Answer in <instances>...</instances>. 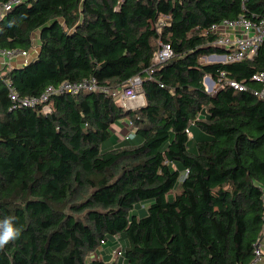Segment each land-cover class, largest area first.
<instances>
[{"label":"trees","instance_id":"obj_1","mask_svg":"<svg viewBox=\"0 0 264 264\" xmlns=\"http://www.w3.org/2000/svg\"><path fill=\"white\" fill-rule=\"evenodd\" d=\"M241 15L264 19V0H27L7 13L0 49L30 50L40 31V50L1 70L0 220L13 218L20 234L0 264H87L114 237L125 241L120 257L91 264L253 263L264 234V100L252 76L264 72V41L252 59L203 60L224 52L210 45L211 24ZM161 42L174 55L148 76ZM223 73L247 90L208 92L204 76ZM138 74L137 109L89 90L52 95L48 114L9 97L10 87L39 96L66 80L116 88ZM122 119L134 137L106 146Z\"/></svg>","mask_w":264,"mask_h":264},{"label":"built area","instance_id":"obj_2","mask_svg":"<svg viewBox=\"0 0 264 264\" xmlns=\"http://www.w3.org/2000/svg\"><path fill=\"white\" fill-rule=\"evenodd\" d=\"M27 0H6L0 1V21H2L7 13L14 8L17 4ZM165 24L163 19L156 23L158 28H161ZM212 34H215L210 45L224 49L222 54H211L204 56L203 60L206 62H235L245 59H252L264 41V19L253 20L244 15H241L235 19L225 18L220 22L211 24L206 30ZM34 46L30 50H24L19 48H3L0 49V76L4 73L1 70L10 67V63L17 57H27L31 50L35 49ZM174 55L173 48L170 44L161 42L159 48L154 52L152 57V65L146 69L148 76L154 72L157 65L166 62ZM253 81H257L261 86L258 89L253 90L254 94L260 99L264 100V72H257L252 76ZM144 76L135 75L127 80L122 86L111 88L101 86L98 84L95 78L86 79L79 82L63 81L58 86L50 85L39 96H25L20 97L16 90L11 88L9 90V97L14 103V107H40L41 111L45 114L51 112L52 108L49 104V100L54 94L69 93L72 95H78L83 90L104 92L113 97L118 105L125 109H137L145 105V94L143 89ZM9 85V80H6ZM225 84L234 87L237 90H247L245 83L226 79L224 73L220 78L215 80L212 76H204V85L208 92H215L222 88ZM130 133L135 132L134 125L131 121L127 124ZM186 132L190 134V129L187 128ZM126 139L130 138L128 133L125 136ZM262 237L257 242L254 252L255 257L252 264H258L264 257V249L262 244ZM116 251V250H115ZM122 246L117 249V254L121 255Z\"/></svg>","mask_w":264,"mask_h":264},{"label":"crops","instance_id":"obj_3","mask_svg":"<svg viewBox=\"0 0 264 264\" xmlns=\"http://www.w3.org/2000/svg\"><path fill=\"white\" fill-rule=\"evenodd\" d=\"M35 37V36H34ZM38 36L35 37V43H34V46L36 47L35 49L31 50L29 55L27 57H17L15 59H13L10 63L9 66L11 67H20V66H23L25 64H27L28 62H30L32 59H34L37 54L39 53V44H38ZM128 124V121L126 119H122V120H119L117 121L114 125H112V138L110 139V142H106L105 145L106 146H110L111 144H116L124 139L125 136L129 133L130 134V138H132V135L134 134V132L131 134L130 131H129V128L127 126ZM196 132V130H194ZM193 132L192 128L190 130V133ZM194 132V133H195ZM262 244L264 245V234L262 235ZM114 249H115V246L113 245V243H111L110 241H107L105 243V246H103V248H100L97 253H92L88 260H87V264H91L89 262L90 259H92L93 261L98 258V260H102L103 259V256L104 258L106 257H112L113 254H114ZM263 249H264V246H263ZM109 263V262H108ZM126 264V263H124ZM258 264H264V257H262V259L259 261Z\"/></svg>","mask_w":264,"mask_h":264},{"label":"rangeland","instance_id":"obj_4","mask_svg":"<svg viewBox=\"0 0 264 264\" xmlns=\"http://www.w3.org/2000/svg\"><path fill=\"white\" fill-rule=\"evenodd\" d=\"M39 32L40 31H35L34 32V36L35 37H37V36H39ZM210 93H215V90L214 91H210ZM193 127H194V129H196V130H198V131H201V129L197 126V125H193ZM193 133L194 132H191L190 134H189V137H193ZM132 137H134V134L132 135ZM189 146H190V148H194L195 146H196V144H195V140H190V143H189ZM104 149H106L107 147L106 146H102ZM179 191V188L177 187L176 189H174V190H172L171 192H170V197L171 198H174V196L176 195V193ZM148 206H149V203H141V202H138L137 204H136V206L134 207V210L136 211V213H138V215H143V214H146L147 213V208H148ZM113 241V240H112ZM113 242H115V244L114 245H116V251H114V254H113V256L112 257H110V259L108 260L109 262H111L113 259H118L119 258V255L117 254V249L120 247V242L121 243H123L124 244V240H120V242H117V239H116V237H114V241ZM96 259H98V258H96ZM106 261H107V259H106ZM89 262L91 263L92 262V259H90L89 260ZM92 264H94V263H92Z\"/></svg>","mask_w":264,"mask_h":264},{"label":"clouds","instance_id":"obj_5","mask_svg":"<svg viewBox=\"0 0 264 264\" xmlns=\"http://www.w3.org/2000/svg\"><path fill=\"white\" fill-rule=\"evenodd\" d=\"M20 234V230L13 226V218L8 217L0 220V248L8 242L15 240Z\"/></svg>","mask_w":264,"mask_h":264},{"label":"water","instance_id":"obj_6","mask_svg":"<svg viewBox=\"0 0 264 264\" xmlns=\"http://www.w3.org/2000/svg\"><path fill=\"white\" fill-rule=\"evenodd\" d=\"M202 117H204V115Z\"/></svg>","mask_w":264,"mask_h":264}]
</instances>
